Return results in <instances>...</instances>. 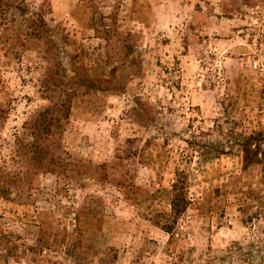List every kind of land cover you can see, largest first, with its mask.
Returning a JSON list of instances; mask_svg holds the SVG:
<instances>
[{"label":"rangeland","instance_id":"obj_1","mask_svg":"<svg viewBox=\"0 0 264 264\" xmlns=\"http://www.w3.org/2000/svg\"><path fill=\"white\" fill-rule=\"evenodd\" d=\"M0 264H264V0H0Z\"/></svg>","mask_w":264,"mask_h":264},{"label":"trees","instance_id":"obj_2","mask_svg":"<svg viewBox=\"0 0 264 264\" xmlns=\"http://www.w3.org/2000/svg\"><path fill=\"white\" fill-rule=\"evenodd\" d=\"M174 195L171 203L172 211L175 215H180L186 211L189 200L187 198L186 192V181L181 178L177 180V182L173 185Z\"/></svg>","mask_w":264,"mask_h":264}]
</instances>
